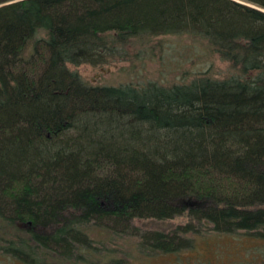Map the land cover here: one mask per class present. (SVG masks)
I'll use <instances>...</instances> for the list:
<instances>
[{
	"label": "trees",
	"instance_id": "1",
	"mask_svg": "<svg viewBox=\"0 0 264 264\" xmlns=\"http://www.w3.org/2000/svg\"><path fill=\"white\" fill-rule=\"evenodd\" d=\"M185 35L229 74L101 86L68 68L155 62L167 38ZM178 217L187 223L169 233L134 224ZM208 226L264 242V0H0L5 254L126 264L91 230L167 255Z\"/></svg>",
	"mask_w": 264,
	"mask_h": 264
},
{
	"label": "rangeland",
	"instance_id": "2",
	"mask_svg": "<svg viewBox=\"0 0 264 264\" xmlns=\"http://www.w3.org/2000/svg\"><path fill=\"white\" fill-rule=\"evenodd\" d=\"M166 40L171 46L165 47L162 58L155 59V62L137 66H132L129 62H113L96 67L87 64L69 65L68 68L77 73L85 83L101 86L132 84L142 87L147 83L172 86L191 81L193 74L200 71L209 70L210 76L215 79H223L229 74L228 63L214 56H206V43L201 39L185 35ZM120 121L124 122L122 119ZM123 133L115 140L125 142L130 138ZM183 202L189 205L199 203L194 199ZM102 204L104 207H110L109 202ZM186 223L187 218L178 217L166 221L136 220L134 224L142 230L169 233ZM1 229L0 227V231ZM187 237L193 239V246L187 250L167 255H150L140 251L138 241L134 237H117L91 230L92 239L103 242L105 248L114 252L109 254L113 259H123L126 264H259L264 260V242L250 233L226 235L214 232L212 227L208 226L202 228L199 234H189ZM0 264L23 263L7 256L3 250V242L0 241Z\"/></svg>",
	"mask_w": 264,
	"mask_h": 264
}]
</instances>
